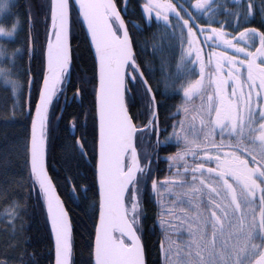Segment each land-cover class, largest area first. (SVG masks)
Instances as JSON below:
<instances>
[{
    "label": "snow or ice",
    "instance_id": "snow-or-ice-1",
    "mask_svg": "<svg viewBox=\"0 0 264 264\" xmlns=\"http://www.w3.org/2000/svg\"><path fill=\"white\" fill-rule=\"evenodd\" d=\"M128 6L127 0H39L21 14L17 0H0V80L13 112L29 122L22 139L0 154L4 249L15 252H0V264H40L23 226L31 199L49 227L54 264H76L67 202L91 221L86 264H153L152 250L154 264H264V0H143L142 19L158 22L151 54ZM256 16L258 27H240ZM75 23L86 27L91 78L74 79ZM38 24L43 43L34 75L30 64L21 70V61L36 58ZM21 31L24 47L9 50ZM173 42L181 48V80L163 83L182 100L162 127L154 63L159 58L167 67ZM89 89L91 131L82 112L85 131L70 136L66 163L90 165L92 180L65 176L62 198L59 173L55 180L49 174L52 121L63 118L55 105L68 92L76 101ZM68 127L77 132L81 125L73 118ZM162 150L168 175L161 179L153 165ZM14 159L23 173L9 178ZM13 185L27 196L10 197ZM149 198L152 229L159 232L154 245L144 225Z\"/></svg>",
    "mask_w": 264,
    "mask_h": 264
},
{
    "label": "trees",
    "instance_id": "trees-1",
    "mask_svg": "<svg viewBox=\"0 0 264 264\" xmlns=\"http://www.w3.org/2000/svg\"><path fill=\"white\" fill-rule=\"evenodd\" d=\"M39 0H17L18 11L22 14L26 7L29 5H34L38 3ZM225 2V0H221ZM258 2V0H257ZM143 0H131L130 17L134 18L139 25V31L143 33L141 36V43L147 44V49L149 54L152 53V44L155 43L152 39V34L157 32V23H149L142 19L141 5ZM140 4V5H139ZM222 20H225V16L221 14ZM251 27H258L260 24V18L256 16L254 19H249L248 21H241L240 27L242 28L244 24ZM75 37L73 39V54L75 57V71L76 77L78 78H91L92 76V54L89 49V42L85 36L84 26L80 23L74 24ZM37 30L40 32V39L36 44V58L29 59L25 57L21 61L23 70L24 67L31 65L33 69V74H37L40 71V57L39 49L43 43V26L38 24ZM26 37L23 31L20 32L18 40L9 41V50L12 47L23 48L25 45ZM168 51V64L167 67L162 69L160 66V59L156 58L154 63V86L155 81H161L157 91V100L159 105V116L161 121V126L166 127L168 122H172L173 117L176 116V108L179 107L182 96L177 92L167 91L164 87L165 77H171L175 79L178 83L181 80L180 74H178L177 64L181 55V48L176 42ZM72 93H67L66 99H61L58 104L55 105V110L57 115L62 114V120L52 121L51 129V140L49 144V174L56 179L57 173H59V182L61 187L58 191L61 192L62 198H64V193L67 190L64 186V177L67 175L77 177V181L83 179L85 181L92 180L91 166L84 165L81 163L80 167L77 168L74 163L67 162L70 153L66 151V146L71 143L70 136L75 135L80 136L82 132L85 131L83 127L85 120L80 115L83 113L89 114L88 128L91 131L90 123V112L92 105V95L91 89L88 90V94L84 95L82 99L73 101ZM36 93L35 90L32 92V100L35 101ZM27 102V97L25 99ZM13 97L10 92L5 91L2 86V80H0V154L6 145L11 146L19 142L24 136L27 128L29 127V122L27 117L20 111L13 112ZM73 118H77L81 125L80 130L77 132H72L68 127ZM168 154L175 151V144L169 143L166 148ZM165 150L160 152V158L156 164H160V168H166V161L164 159ZM154 164L153 167L156 165ZM9 178L19 177L23 173L22 161L14 159L11 166L7 170ZM165 172L158 175L161 179L166 176ZM3 179L2 174H0V180ZM9 196L17 200L22 197L27 196V189L21 188L19 185H13L9 188ZM28 207L26 215L23 217V226L26 232V236L29 237V252H34L37 254V259L40 264H53L54 263V252L53 241L50 237L49 227L45 224L44 215L41 213L39 206L37 205L35 199L28 200ZM67 206L72 209L70 215L73 220V259L76 264H86L89 259L88 255V233L92 230L91 221L87 216L84 215L73 203L67 202ZM3 207V202L0 201V208ZM146 207L148 209L147 219L144 220L146 239L151 243L155 244L157 237L159 236L158 231L152 229L153 223V205L151 199L149 198ZM6 222L4 221L3 215L0 214V252L7 251L8 255H15L12 249H4V241L8 239L5 233ZM157 253L152 250L149 259L155 262Z\"/></svg>",
    "mask_w": 264,
    "mask_h": 264
},
{
    "label": "flooded vegetation",
    "instance_id": "flooded-vegetation-1",
    "mask_svg": "<svg viewBox=\"0 0 264 264\" xmlns=\"http://www.w3.org/2000/svg\"><path fill=\"white\" fill-rule=\"evenodd\" d=\"M134 1H136V0H134ZM174 2H175V0H174ZM181 2H183V0H181ZM191 2L192 3H194L195 2V0H191ZM220 2H221V0H220ZM130 3H131V0H129V3H128V9H127V15L128 16H130V11H133L131 8H130ZM221 3H223V2H221ZM140 5V4H139ZM185 7H187V4H185ZM229 10H231V9H229ZM218 19H220V20H222V18H221V14L217 17ZM252 19V18H251ZM225 28H226V30H228V31H231V29L230 28H228L227 27V25H225ZM84 30V29H83ZM194 67V70L195 71H197V69L198 68H195V66H193ZM72 97V96H71ZM154 168L156 169V174L157 175H160L161 173H163V172H165L166 174H168V165H167V163H166V168L165 169H161L160 168V164H156L155 166H154Z\"/></svg>",
    "mask_w": 264,
    "mask_h": 264
},
{
    "label": "water",
    "instance_id": "water-1",
    "mask_svg": "<svg viewBox=\"0 0 264 264\" xmlns=\"http://www.w3.org/2000/svg\"><path fill=\"white\" fill-rule=\"evenodd\" d=\"M127 2L129 3V0H127ZM84 30H85V32H86V27L84 26ZM53 243V242H52ZM54 264V263H53Z\"/></svg>",
    "mask_w": 264,
    "mask_h": 264
},
{
    "label": "rangeland",
    "instance_id": "rangeland-1",
    "mask_svg": "<svg viewBox=\"0 0 264 264\" xmlns=\"http://www.w3.org/2000/svg\"><path fill=\"white\" fill-rule=\"evenodd\" d=\"M197 72H198V69H197Z\"/></svg>",
    "mask_w": 264,
    "mask_h": 264
}]
</instances>
